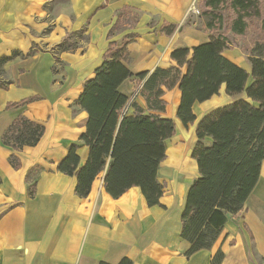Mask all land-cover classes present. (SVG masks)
<instances>
[{"label":"crops","instance_id":"1","mask_svg":"<svg viewBox=\"0 0 264 264\" xmlns=\"http://www.w3.org/2000/svg\"><path fill=\"white\" fill-rule=\"evenodd\" d=\"M191 1L0 0V58L11 56L0 73V81L8 83L0 88V264H117L123 257L132 264H211L218 250L224 255L220 264H264V162L242 210L229 218L213 245L186 255L190 244L180 236L181 213L197 168L184 156L192 150L198 120L187 125L186 132L176 117L177 86L164 88L162 95L166 106L160 114L173 119L176 132L166 140V157L159 168L160 180L167 181L158 205L148 206L136 186L113 198L104 188V171L88 195L79 197L75 177L56 169L68 146L85 130L87 113L74 101L101 64L108 43L130 32L136 35L125 60L134 74L174 64V48H190L208 39L196 40L195 24H185ZM124 7L138 12L135 24L132 15L118 18ZM123 18L129 21L117 30ZM166 23L176 24L170 35L161 32ZM80 30L85 38L78 45L56 48L66 35ZM141 83L130 77L119 86L129 96L128 106L135 102L145 108L138 93ZM232 100L222 86L219 94L195 102L192 111L200 119ZM20 114L42 124L44 133L35 145L13 151L1 136ZM186 135L194 138L188 151L183 143L175 144ZM12 153L19 160L16 168L9 162ZM77 153L82 164L87 147L80 145ZM185 162L196 169L192 177L183 168Z\"/></svg>","mask_w":264,"mask_h":264},{"label":"trees","instance_id":"2","mask_svg":"<svg viewBox=\"0 0 264 264\" xmlns=\"http://www.w3.org/2000/svg\"><path fill=\"white\" fill-rule=\"evenodd\" d=\"M200 13L207 16V41L190 48H174L170 58L175 63L168 67L134 74L125 60L128 44L136 35L130 32L108 43L101 64L83 82L74 101L87 113L85 130L56 166L59 172L75 177L74 192L79 197L88 195L92 182L104 171L103 185L113 198L136 186L148 206L158 205L165 188L159 168L166 157V140L176 132L173 119L160 114L166 106L163 89L177 86L180 90L176 117L186 127L197 119L193 104L219 94L223 86L224 93L233 100L209 111L194 128L196 139L190 157L196 163L197 175L189 184L181 213L180 236L190 244L186 255L213 245L229 218L242 210L264 162V39L256 40L249 49V70L224 55L225 50L237 45L228 35H245L251 19L262 17L264 28V0H202ZM117 15H132L135 24L138 12L124 7ZM175 27L166 23L161 32L170 35ZM76 33L66 35L56 48H73L69 39ZM10 58H0V73ZM130 77L142 82L138 93L145 101V108L132 102V112L129 96L119 91ZM7 84L0 81V88ZM30 100L8 103L6 107ZM43 133L42 124L20 114L4 130L1 141L19 151L23 146L35 145ZM80 145L87 147L82 164L77 153ZM9 162L15 168L19 166L14 153ZM223 256L216 251L211 264H220ZM117 264L132 261L123 257Z\"/></svg>","mask_w":264,"mask_h":264},{"label":"rangeland","instance_id":"3","mask_svg":"<svg viewBox=\"0 0 264 264\" xmlns=\"http://www.w3.org/2000/svg\"><path fill=\"white\" fill-rule=\"evenodd\" d=\"M192 1L194 3L195 10L192 9L189 10L188 20L185 22V24L188 25L195 24V28L197 29L196 34L198 35V37L194 36V38L200 41L203 40V38H205L206 36H208V33L205 29V22L207 21V16H204L200 13L202 0H192ZM225 14L227 15V12H225ZM262 16H264V13H262ZM261 18L262 17L257 19L256 18L251 19V21L249 22L248 30L245 35L241 37L232 36L231 34L228 35L232 43H237L236 46H233L231 49H227L225 51V54L230 56V60H232L235 63L239 62L241 64H248L249 66V63L247 61V54L249 52L250 47H252L253 43L256 40L264 39V28L261 25ZM128 21L129 19L126 18H123L121 21L119 20L116 25V29L122 28L123 27L122 24ZM83 38H85L84 34L76 33L73 36H71V38L69 39V43H71L72 45H78L77 43L80 42V40H84ZM196 120H199V117H197ZM185 128L187 132L189 130V126H186ZM193 142H194V138L192 136L188 137L186 135V138H184V140H179L175 142V144H177L176 146H178L179 144L183 143V146L187 148L186 151H188L189 148L192 146ZM190 153L189 154L186 153V155L184 156L186 161L190 160ZM191 166H192L191 162H185V164H183V168H186V170H188L187 171L188 174H190L189 176L192 177L193 175L196 174V169H193Z\"/></svg>","mask_w":264,"mask_h":264},{"label":"built area","instance_id":"4","mask_svg":"<svg viewBox=\"0 0 264 264\" xmlns=\"http://www.w3.org/2000/svg\"><path fill=\"white\" fill-rule=\"evenodd\" d=\"M195 10V6H194V3H193V1L191 2V5H190V7H189V10Z\"/></svg>","mask_w":264,"mask_h":264}]
</instances>
